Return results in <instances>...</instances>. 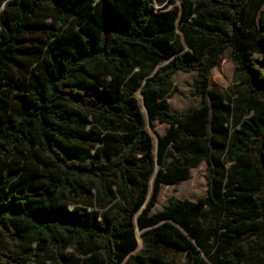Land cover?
I'll list each match as a JSON object with an SVG mask.
<instances>
[{
    "label": "trees",
    "instance_id": "trees-1",
    "mask_svg": "<svg viewBox=\"0 0 264 264\" xmlns=\"http://www.w3.org/2000/svg\"><path fill=\"white\" fill-rule=\"evenodd\" d=\"M175 1L179 8L154 9ZM248 2L0 0V264H44L34 243L51 247L56 264H129L140 258L131 256L136 229L145 247L185 252L187 264H206L203 257L210 264H264V120L231 137L220 205L213 187L218 171L208 91L226 49L248 95L264 104V72L251 61L264 47V0L253 6L250 23ZM203 7L232 15H200ZM177 21L186 52L177 41ZM133 55L149 62V73L168 62L151 76L141 72L133 88L144 100L150 128L167 126L158 136L159 169L149 199L154 145L139 102L125 86ZM178 72L197 74L192 95L202 102L175 114L163 101ZM92 117L103 128L116 123L125 129L113 154L96 150L102 140L89 134ZM29 162L35 171L27 170ZM203 163L206 196L195 202L172 196L152 211L163 186L190 180ZM85 178L96 180L101 199L120 200L113 219L70 211L59 201L63 191L86 198L89 191L78 183ZM3 239L33 244L12 252ZM65 239L79 247L100 242L104 254L66 253Z\"/></svg>",
    "mask_w": 264,
    "mask_h": 264
},
{
    "label": "rangeland",
    "instance_id": "rangeland-1",
    "mask_svg": "<svg viewBox=\"0 0 264 264\" xmlns=\"http://www.w3.org/2000/svg\"><path fill=\"white\" fill-rule=\"evenodd\" d=\"M259 0H249L247 4V19L250 23L254 18L253 6L258 3ZM167 6H161L158 3L154 4V9L158 13L167 12L173 8H179V2L165 3ZM212 14L214 16H222L225 14L227 17H231L232 12L209 10L207 7L200 8V15ZM175 32L177 35V41L183 46V51H187V46L184 42L182 33L180 32L178 21L175 23ZM229 33L230 30H227ZM231 50L226 49L224 54L212 71L210 77V88L208 91V99L212 105V120L214 126V161L216 173L214 180V191L219 198V205L223 198V193L226 185L225 173L229 168L227 161V150L229 147V141L231 137L242 136L249 132V129L255 125H259L264 120V104L257 98L250 97L244 85V75L239 71L237 65L231 58ZM137 57L138 60H135ZM251 61L256 65L258 69L264 72V47H259L254 55L251 57ZM168 65V62L162 63L155 68L152 73L150 72V64L146 59H143L140 55H133L130 63L126 69V81L125 86L133 90L134 97L138 100L141 112L145 119V128L149 133L153 145H154V171L152 178L159 169V165L156 162V147L158 136L164 135L167 126L155 123V129H151L149 121L145 113L143 105V99L138 88L142 82L138 76L141 72H145L146 76H151L155 72L164 70ZM149 73V74H148ZM196 73H183L178 72L170 81V87L164 98V105L171 113H181L184 110L197 107L202 102L201 96H193L194 79ZM91 125L88 127L89 134L92 135L95 140L100 137L102 142L96 145V150L100 155L113 154L118 148V143L121 136L125 132V129L118 124H113L109 129L103 128L95 118H89ZM172 156V154H171ZM28 171L32 172L36 170V166L32 163H26ZM207 164L203 163L198 168L191 170L190 180L184 182L179 186H163L160 191V195L153 212L160 211L164 205L167 204V200L175 196L179 199H188L190 201H197L199 197L206 196L208 194V185L206 181ZM149 183V192L147 198L149 199L153 189V180ZM78 183L85 187L89 191V195L86 198L73 197L68 192L63 191L58 194L59 201L68 207L70 211L86 210L91 214H98L99 220L107 219L111 220L116 216L117 211L121 208V203L118 198H110L103 200L98 194L97 182L92 178H85ZM114 185L115 182H112ZM115 191V189L113 188ZM220 212V211H219ZM219 212H212L211 216L215 217L219 215ZM143 232L136 229L138 247L131 253V256L139 259L129 260V264H187L188 256L185 252L178 251L171 247L160 246L158 248H147L144 246L141 234ZM33 243L29 239L25 243H14L8 239L2 240V245L11 250L12 252H21L24 248L31 246ZM82 247L74 244L69 239H65V252L73 253L78 257H84L90 252L96 253L97 256L102 257L104 254V247L100 242H81ZM32 249L37 250L40 255L41 262L44 264H56L55 251L49 246H38L34 243ZM206 264L210 262L203 257ZM128 260V259H127ZM126 260V261H127Z\"/></svg>",
    "mask_w": 264,
    "mask_h": 264
},
{
    "label": "water",
    "instance_id": "water-1",
    "mask_svg": "<svg viewBox=\"0 0 264 264\" xmlns=\"http://www.w3.org/2000/svg\"><path fill=\"white\" fill-rule=\"evenodd\" d=\"M143 103H144V100H143ZM145 108V107H144ZM145 113H146V115H147V111H146V108H145ZM148 117V116H147ZM158 142V141H157ZM155 176H156V174L154 175V177L152 178V180L154 181V179H155Z\"/></svg>",
    "mask_w": 264,
    "mask_h": 264
}]
</instances>
